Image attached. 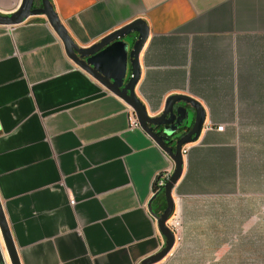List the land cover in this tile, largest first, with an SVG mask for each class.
Instances as JSON below:
<instances>
[{
    "label": "crops",
    "instance_id": "crops-1",
    "mask_svg": "<svg viewBox=\"0 0 264 264\" xmlns=\"http://www.w3.org/2000/svg\"><path fill=\"white\" fill-rule=\"evenodd\" d=\"M51 1L81 47L145 19L136 94L148 113L177 93L206 112L173 190L183 224L170 255L182 235L193 262L222 251L264 264V0ZM22 2L0 0V13ZM174 168L46 15L0 24V198L22 264H139L166 241L150 201ZM153 203L160 212V194Z\"/></svg>",
    "mask_w": 264,
    "mask_h": 264
},
{
    "label": "water",
    "instance_id": "water-1",
    "mask_svg": "<svg viewBox=\"0 0 264 264\" xmlns=\"http://www.w3.org/2000/svg\"><path fill=\"white\" fill-rule=\"evenodd\" d=\"M44 14L62 39L68 56L81 68L99 80L109 90L120 96L137 113L143 129L173 159L175 168L162 191L150 201V210L157 218L158 226L166 238L165 245L156 253L142 259L139 264H156L166 258L176 245L175 232L168 226L175 210L173 190L184 173L183 146L197 141L206 124V112L201 103L186 94H172L159 115L148 113L146 105L136 94L141 77L140 53L150 34L148 22L139 18L103 37L89 47L79 46L61 21L51 0H23L20 7L10 14L0 13L1 25H16L32 15ZM194 121L191 130L170 138L168 129L159 134L155 128L161 125H179L183 121ZM175 141V145L170 143ZM164 192L166 208L158 212L153 208L157 196ZM0 232L11 264H22L0 198ZM0 264H7L0 246Z\"/></svg>",
    "mask_w": 264,
    "mask_h": 264
},
{
    "label": "built area",
    "instance_id": "built-area-1",
    "mask_svg": "<svg viewBox=\"0 0 264 264\" xmlns=\"http://www.w3.org/2000/svg\"><path fill=\"white\" fill-rule=\"evenodd\" d=\"M127 109H128V130H136V129H143L142 124L140 122V119L136 113V111L127 104ZM208 128V125L205 124L204 128ZM218 130H223V125H217L216 127ZM190 144H187L183 146L182 148V153L185 156H187L189 149H190ZM174 170H166L164 172L158 173V175L155 177L154 180V186H153V192L152 196H154L157 192L162 191L167 183V180L170 178ZM70 201L73 203L75 201V197L73 195H70ZM156 221L157 218L155 217ZM168 226L175 232L176 239L179 237L180 234V229L183 224V218L179 210H174V213L170 217V219L167 221ZM165 245V239L163 238V244L162 248Z\"/></svg>",
    "mask_w": 264,
    "mask_h": 264
},
{
    "label": "rangeland",
    "instance_id": "rangeland-1",
    "mask_svg": "<svg viewBox=\"0 0 264 264\" xmlns=\"http://www.w3.org/2000/svg\"><path fill=\"white\" fill-rule=\"evenodd\" d=\"M0 237L2 239L3 242V248L5 250L6 256L8 257L5 245H4V241H3V237L1 235L0 232ZM178 248H176V252L174 253V255H170L167 256L168 258H164L162 261L156 263V264H238V260L237 258H227L224 259L221 257V253L222 251H216L214 255V257H207L206 255H209L210 252H202L205 255V258L201 259L200 257H196L197 262L195 261L196 259H194L193 262V258L190 257V253L187 250L181 251L182 246L184 245V242H182V235L180 237V239L178 240ZM186 249V248H185ZM178 254V256H176ZM192 258V259H191ZM8 263H10L9 257H8Z\"/></svg>",
    "mask_w": 264,
    "mask_h": 264
},
{
    "label": "flooded vegetation",
    "instance_id": "flooded-vegetation-1",
    "mask_svg": "<svg viewBox=\"0 0 264 264\" xmlns=\"http://www.w3.org/2000/svg\"><path fill=\"white\" fill-rule=\"evenodd\" d=\"M175 123H173L171 125H168V126L167 125L157 126L155 128V130L159 134H163L164 133V130L165 129H168L172 133L170 135V138L175 137L178 134H181L180 137H182L183 135H185L186 133H188L191 130V128L193 127L194 121L193 120H190L189 122L183 121L179 125H177ZM180 137H178V138L175 137V140H178ZM170 145L171 146H174L175 145V141L171 142ZM153 206H154V203H153Z\"/></svg>",
    "mask_w": 264,
    "mask_h": 264
},
{
    "label": "trees",
    "instance_id": "trees-1",
    "mask_svg": "<svg viewBox=\"0 0 264 264\" xmlns=\"http://www.w3.org/2000/svg\"><path fill=\"white\" fill-rule=\"evenodd\" d=\"M160 195H161V203L158 209L160 210V212H162L166 208V201H165L164 192H161Z\"/></svg>",
    "mask_w": 264,
    "mask_h": 264
},
{
    "label": "bare ground",
    "instance_id": "bare-ground-1",
    "mask_svg": "<svg viewBox=\"0 0 264 264\" xmlns=\"http://www.w3.org/2000/svg\"><path fill=\"white\" fill-rule=\"evenodd\" d=\"M0 246H1V249H2V252H3V255H4V258H5V260H6V263L9 264V263H8V257L6 256L5 250H4V248H3L4 246H3V242H2L1 237H0Z\"/></svg>",
    "mask_w": 264,
    "mask_h": 264
}]
</instances>
